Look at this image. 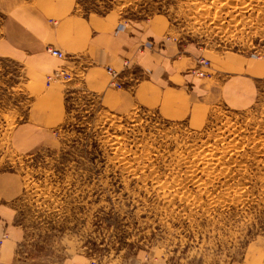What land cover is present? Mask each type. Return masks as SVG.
Instances as JSON below:
<instances>
[{
    "label": "rangeland",
    "instance_id": "rangeland-1",
    "mask_svg": "<svg viewBox=\"0 0 264 264\" xmlns=\"http://www.w3.org/2000/svg\"><path fill=\"white\" fill-rule=\"evenodd\" d=\"M23 1L0 0V24ZM75 1L84 15L159 19L169 37L206 60L235 54L264 62V0ZM31 81L22 64L0 57V173L20 177L27 260L234 264L264 245V87L243 111L217 106L183 120L139 108L118 115L75 87L54 147L24 154L13 132L33 96L71 80Z\"/></svg>",
    "mask_w": 264,
    "mask_h": 264
},
{
    "label": "crops",
    "instance_id": "crops-1",
    "mask_svg": "<svg viewBox=\"0 0 264 264\" xmlns=\"http://www.w3.org/2000/svg\"><path fill=\"white\" fill-rule=\"evenodd\" d=\"M4 15L0 57L22 64L37 85L58 67L72 76L69 83L44 87L33 96L26 121L13 132L14 145L24 154L54 147V132L65 116L64 98L75 87L93 95L109 112L120 115L139 108L171 120L198 119L217 106L243 111L257 102L264 87V62L235 54L212 57L209 68L203 69L208 77H194L191 71L205 56L169 37L159 19L84 15L75 0H24ZM50 48L61 51L63 60L52 58ZM107 67L120 74V89L111 85ZM21 195L19 175L0 173V239L6 236L0 244V264L38 262L26 259L27 233L17 222ZM54 264L90 262L78 255ZM234 264H264V245L249 248Z\"/></svg>",
    "mask_w": 264,
    "mask_h": 264
},
{
    "label": "built area",
    "instance_id": "built-area-1",
    "mask_svg": "<svg viewBox=\"0 0 264 264\" xmlns=\"http://www.w3.org/2000/svg\"><path fill=\"white\" fill-rule=\"evenodd\" d=\"M50 51H51L52 55L61 57V54L58 51H54V50H50ZM198 63L203 69L209 68V62L207 60L200 59ZM105 71H106V74L111 78L114 87L119 89L120 85L118 84L117 80H118L120 74L115 72L110 67H107L105 69ZM194 74L196 77L197 76L198 77H208V73L204 72L200 68H198L196 71H194ZM46 80H47V82H46L47 84H50L52 82H63V83H65V82H69L70 80H72V76L65 68L59 67V68H57V70L55 72L50 74ZM4 238H6V236L2 237V239H4ZM2 239H0V244L2 242Z\"/></svg>",
    "mask_w": 264,
    "mask_h": 264
},
{
    "label": "bare ground",
    "instance_id": "bare-ground-1",
    "mask_svg": "<svg viewBox=\"0 0 264 264\" xmlns=\"http://www.w3.org/2000/svg\"><path fill=\"white\" fill-rule=\"evenodd\" d=\"M50 50L58 51V52L61 54V57H58V56H54V55H52V53H51ZM47 53H48L52 58H54V59H56V60H57V59H58V60H63V58H64L63 53H62L61 51L57 50V49H53V48L47 49ZM111 85H113L112 80H111ZM113 86H114V85H113Z\"/></svg>",
    "mask_w": 264,
    "mask_h": 264
}]
</instances>
